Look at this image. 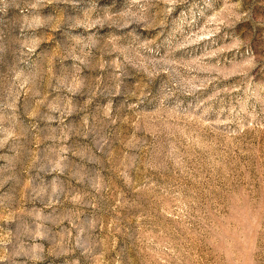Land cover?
I'll list each match as a JSON object with an SVG mask.
<instances>
[{"label":"rangeland","instance_id":"374dc122","mask_svg":"<svg viewBox=\"0 0 264 264\" xmlns=\"http://www.w3.org/2000/svg\"><path fill=\"white\" fill-rule=\"evenodd\" d=\"M0 264H264V0H0Z\"/></svg>","mask_w":264,"mask_h":264}]
</instances>
